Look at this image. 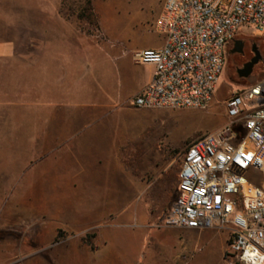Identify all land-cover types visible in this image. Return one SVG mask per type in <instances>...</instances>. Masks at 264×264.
I'll return each mask as SVG.
<instances>
[{
  "label": "crops",
  "instance_id": "crops-1",
  "mask_svg": "<svg viewBox=\"0 0 264 264\" xmlns=\"http://www.w3.org/2000/svg\"><path fill=\"white\" fill-rule=\"evenodd\" d=\"M164 1L155 13L127 2L106 38L95 39L61 12L59 1L0 0V227L16 218L45 219L59 240L61 228L77 234L114 214L121 218L123 202L144 187L130 171L124 143L132 110L142 108L132 99L155 65L137 63L133 51L164 46L166 35L155 28ZM179 178L180 170L175 197ZM85 237L58 241L53 264L129 261L116 242L92 245Z\"/></svg>",
  "mask_w": 264,
  "mask_h": 264
},
{
  "label": "built area",
  "instance_id": "built-area-1",
  "mask_svg": "<svg viewBox=\"0 0 264 264\" xmlns=\"http://www.w3.org/2000/svg\"><path fill=\"white\" fill-rule=\"evenodd\" d=\"M155 28L166 35L164 46L133 51L137 63L155 65L133 104L206 109L224 72L229 43L238 34L264 31V0H165ZM225 101L228 120L187 143L164 222L227 230L230 255L244 264H264V77ZM9 264L25 262L19 257Z\"/></svg>",
  "mask_w": 264,
  "mask_h": 264
},
{
  "label": "rangeland",
  "instance_id": "rangeland-1",
  "mask_svg": "<svg viewBox=\"0 0 264 264\" xmlns=\"http://www.w3.org/2000/svg\"><path fill=\"white\" fill-rule=\"evenodd\" d=\"M20 1L33 5L46 1L63 3L61 12L77 20V25L95 39L98 36L106 38L112 17L122 15L127 2L134 1L130 7L143 13L149 12V6L152 7L150 11L155 13L160 3V0H153L150 5L136 0ZM88 1L93 3L92 8L86 12L80 11ZM80 12L84 13L85 22H78L82 18ZM27 30L29 34H35L34 27H28ZM252 34L262 37L264 31L254 30ZM230 62L227 51L224 72L214 99L206 109L132 110L131 137H126L124 143L125 160L144 187L139 189L134 200L123 202L121 218H116L114 214L106 221H97L85 232L77 234L61 228L59 240L56 239L57 233L49 232L45 219L37 223L35 218H16L7 227H0V264H9L19 257L26 264L39 258L46 259L47 264H53L52 247L58 241L67 238L66 241L71 242L91 234L94 235L92 243L112 240L124 248L130 256L129 261L117 264H244L228 253L229 231L167 226L164 222L175 199L178 172L187 143L202 133L222 126L228 120L226 98L234 90L264 77L263 66L245 81L233 80ZM116 220L122 225L114 229L110 225Z\"/></svg>",
  "mask_w": 264,
  "mask_h": 264
},
{
  "label": "flooded vegetation",
  "instance_id": "flooded-vegetation-1",
  "mask_svg": "<svg viewBox=\"0 0 264 264\" xmlns=\"http://www.w3.org/2000/svg\"><path fill=\"white\" fill-rule=\"evenodd\" d=\"M255 50H259L262 54L264 51V41L261 37L255 36L252 33H241L238 34L229 43L227 51L231 57L229 63L232 69L231 78L233 80L245 81L255 73V71L264 66V57L253 67V72L249 77L240 75V70L245 66L246 63L250 62L255 56Z\"/></svg>",
  "mask_w": 264,
  "mask_h": 264
},
{
  "label": "water",
  "instance_id": "water-1",
  "mask_svg": "<svg viewBox=\"0 0 264 264\" xmlns=\"http://www.w3.org/2000/svg\"><path fill=\"white\" fill-rule=\"evenodd\" d=\"M261 59H263V54L259 50H255V56L240 70V75L244 77H249L253 72L254 65L258 63Z\"/></svg>",
  "mask_w": 264,
  "mask_h": 264
},
{
  "label": "trees",
  "instance_id": "trees-1",
  "mask_svg": "<svg viewBox=\"0 0 264 264\" xmlns=\"http://www.w3.org/2000/svg\"><path fill=\"white\" fill-rule=\"evenodd\" d=\"M88 3H90V1H88ZM88 9H85L83 12H86ZM81 17H85V15H84V13L83 14H81ZM251 83V82H250ZM182 164V163H181ZM60 233H59V237H58V239L60 238ZM93 234H91V235H88V236H86L85 237V240L87 241V242H89L90 244H92L93 245V243H92V238H93Z\"/></svg>",
  "mask_w": 264,
  "mask_h": 264
},
{
  "label": "bare ground",
  "instance_id": "bare-ground-1",
  "mask_svg": "<svg viewBox=\"0 0 264 264\" xmlns=\"http://www.w3.org/2000/svg\"><path fill=\"white\" fill-rule=\"evenodd\" d=\"M210 253V252H209ZM205 254H206V252H205Z\"/></svg>",
  "mask_w": 264,
  "mask_h": 264
}]
</instances>
